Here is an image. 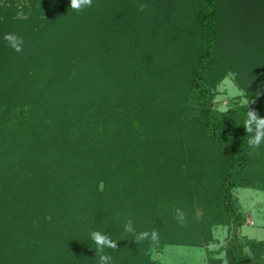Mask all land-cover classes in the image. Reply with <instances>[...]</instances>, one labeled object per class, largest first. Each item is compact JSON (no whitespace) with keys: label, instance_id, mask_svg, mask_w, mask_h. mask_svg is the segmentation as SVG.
Listing matches in <instances>:
<instances>
[{"label":"rangeland","instance_id":"rangeland-1","mask_svg":"<svg viewBox=\"0 0 264 264\" xmlns=\"http://www.w3.org/2000/svg\"><path fill=\"white\" fill-rule=\"evenodd\" d=\"M140 3L147 5L141 12L145 14L143 17L146 23L140 48H147L146 62L148 59L149 61L147 65L145 62L144 70L138 72L141 87L137 86L136 93H139L135 100L142 106L146 103L159 106L161 104L165 108L167 101L173 105L176 103L175 97L179 92L182 93V98L188 93L198 56L205 49L204 43L199 40L198 29L203 0H139V3L137 0H112L111 5L107 2L103 8L107 14L103 18L104 24L114 32L118 45L122 39L125 42L123 48L117 50L118 61L112 64L118 74L126 73L128 67L131 69L130 63L127 64L128 36L132 29V11L137 13ZM62 6L64 0H0V227L6 229L7 223H11L12 229L0 233V264H101L100 255L119 258L136 254L132 248L139 249L137 255L141 254L140 250L145 254L148 251L127 242L137 239L140 228L145 225L140 210L128 212L127 215L123 211V214L120 212V217L112 216L113 219L105 217L104 229L98 230L94 226L97 223L99 227L101 215L95 212L97 208L104 207L105 200L101 199L103 197L100 195L93 198L95 191L88 187V183L94 181L98 184L106 174H99L100 166L92 169L93 164L83 162L85 156L91 153L84 149L83 143L77 145L74 142L77 135H71L77 132L70 131L73 127L63 123V116H60L61 120H54L61 115L59 111L67 110L68 102H72L69 99L75 93L85 91L82 97L88 101H96L102 96L107 98L108 95L113 101H119L124 99L126 89H129L127 94L131 90L129 85L123 88L121 84L116 93H111V86L115 82H112L111 78L112 65L107 64V56L102 57L100 54L105 47L97 43L92 57L82 56L84 47L92 48L91 41L87 42V35L90 34L88 31L84 33L85 22L74 25L76 18L65 17L74 15L70 3L65 2V9H62ZM215 7L218 46L209 78L222 81L213 90V101L215 108L229 112V123L233 124L228 127L248 141V138L255 134L254 126L252 133L246 132L243 126L245 119L231 111L247 104L249 92L264 83V0H216ZM63 10L66 12H62ZM188 14H191L189 19L186 18ZM138 26L136 25V28L139 31L142 24ZM6 33H15L23 38L22 52L17 53L8 46L3 38ZM139 64L141 65L140 62ZM129 73L123 78L125 83H129ZM141 89L143 93L138 91ZM52 90L55 91L51 92ZM44 101L47 102L46 106ZM37 104H41L39 108L46 113L54 110L51 113L53 117L44 120L45 116L36 115ZM34 105L32 112L30 110ZM190 107H193V110ZM195 107L196 95L192 93L188 105L191 113L189 116L182 118L176 112L172 117L165 118L166 114L163 112L160 118L156 119V110H151V106L148 111L144 108L146 114L144 116L143 112L144 118L139 121L143 127L141 129H144L141 139L155 146L159 154L167 155L168 152L165 151L168 148L176 149L175 147H182L184 151L171 157V162L164 157L155 161L149 159L158 161V169L163 171L162 178L154 182L153 187L156 185L155 188L160 189L164 176H167L164 177L168 179L166 182L172 181L173 185L172 190L167 189L171 196L167 202V207L172 212L170 220L155 222L154 219L150 223L146 221L156 229V238L148 237L149 240L153 239L148 244L151 250L148 255H152L157 264H207L205 249L171 243L203 244L201 232L208 235V230L213 232L215 240L209 248L218 252L219 257H225L222 249L227 243L230 231L224 224H218L222 221V207L217 195L218 182L226 170L230 153L222 145L205 139L201 128L193 124L200 113ZM21 109L25 112L23 118L19 116ZM113 114L114 123H128L127 120L124 122L117 109ZM25 118H28V126L47 123L49 137L57 136L59 141L60 135V140L65 141H59L56 146L52 145L55 146L57 159L62 160L66 167L61 174L64 182H57V185L75 188L77 183L78 186L80 182L84 184L87 193H84L81 199L86 200L83 204L84 210L73 211L76 216L64 217L60 214L47 224L46 218L42 216L46 215L45 212L39 210L35 216L34 212L31 213L29 208L33 205L29 204L30 200L25 197L27 189L21 186L27 187L31 183L40 182V179L48 174L50 167L46 166L43 159L34 157V149L27 154L22 153L23 147L26 149L27 146H32V131L36 132L35 130H27L21 137H11L13 129L9 132L4 126L21 121L23 123ZM165 123H175L173 126L168 125L170 130L174 131L173 134L168 133L170 130ZM70 136L73 137V146L69 143ZM13 154L20 156L21 163L16 162V166L9 168L6 158ZM210 157L215 158L219 164H213L208 160ZM78 162L84 163L86 168L81 170L80 164L76 165ZM67 164L70 166L67 167ZM13 168L12 174L6 176L5 170ZM18 168L27 169L26 177L17 178ZM251 180L264 182V143L256 149L250 147L248 165L241 181L245 184ZM183 184L187 188L184 189ZM11 187L15 192L10 196L4 189ZM133 188L132 186L131 190ZM20 190L25 193L19 195ZM189 192L191 197H194L191 207L187 206ZM233 193L247 220L240 228V235L254 241L264 240V191L237 188ZM144 194H149V191ZM177 203L186 205L178 207L184 213L183 220L177 217ZM128 223L133 226L131 231L126 230L125 225ZM88 229L91 232H102L115 241L116 248H104L103 252L94 247L91 249V244L88 243ZM6 236L9 237L6 239ZM76 236H79L78 239ZM74 237L77 239L76 244L72 240ZM159 243L165 244L162 251L155 249ZM245 252L253 259L254 264H264V248L249 244ZM120 261L117 259L112 264H138L129 260ZM139 263L145 264L144 261ZM223 264L227 263L224 261Z\"/></svg>","mask_w":264,"mask_h":264},{"label":"trees","instance_id":"trees-1","mask_svg":"<svg viewBox=\"0 0 264 264\" xmlns=\"http://www.w3.org/2000/svg\"><path fill=\"white\" fill-rule=\"evenodd\" d=\"M66 1L70 3V0H64V6H62V9L67 7L65 6ZM107 2L111 5L112 0H93L92 6L90 8H87L80 13L72 11L74 15L69 14L65 17L76 18L77 21L74 25L85 22L84 33L86 31L89 32L90 35H87V42L91 41L90 47L92 48L84 47V53L82 56L86 57V55H88L92 57L96 44L101 43L102 46L105 47V50L100 54L102 57L107 56V64L112 65L118 61L117 50L123 48L125 42L122 39L118 45L117 42H115L114 32H111L108 26H105L104 24L103 18H105L107 14L104 13L103 8ZM134 3L135 1L132 2L133 5ZM137 3H139V0H137ZM215 3L216 0H203L202 9H200V14H202V16L199 20L198 29L200 30L199 40L204 43L205 49L198 56L197 66L193 70L192 83L189 87L188 93L182 98L180 97L182 93L179 94V92L178 96L175 97L176 103L174 105L171 102L169 104L167 101L165 103V108L162 107L161 104L159 106L155 104L147 105L146 103L144 106H142L141 103H138L137 100H135V96L137 93H139H136V89L138 88L137 86L141 87V79L140 77H137L139 76L138 72L144 70V66L148 64L149 59L146 62V54H148L146 53L148 52L147 48H140L145 36V28H143L146 23L143 17L145 14L141 13L140 11L135 13L133 10V15H131L132 29L128 36L130 43L128 41L129 53L127 60V64L130 63L131 69L128 67L126 73L122 72L123 74H118V71H116V68H114L112 65L111 78L112 82H115L111 86L113 88L110 89L111 93H116L121 84L123 88L129 85L131 88L130 93L127 94L129 89H126L124 99L119 101H113L110 95H108L107 98H102V96L97 98L96 101H88L82 97L85 91H81L79 94L75 93V95L69 99L72 102H68L67 110L65 111L64 109L63 111H59L58 113L61 115H58L59 118L56 117V119H54L61 120L60 116H63L65 119L63 123H67L70 128L73 127L70 131L77 132L76 134H70L71 136L77 135L79 138L78 139L76 137V141L74 142L77 145L83 143L82 145L84 149L91 153L85 156V161L83 162L86 164H93L91 167L92 169H97L100 166L99 174H106L102 180L98 182V184L94 183V181L88 183V187L95 191L93 198L100 195L103 197L101 199L105 200V205L104 203L102 204L104 207H102V209L97 208L95 212H99L98 214L101 215L99 227L97 226V223H95L96 225L94 226L97 227L98 230L101 228L104 229L105 217H107V219L112 218V216L120 217L123 214V211H125V215H127L128 212L131 213L134 210H140L139 213L142 214V220L145 225L140 228V232L137 234V237H140L142 233H147V236L144 237L143 240L135 239L133 241L127 240V242L134 244L138 248L147 249V253L145 254L142 250H140L141 254L137 255V250L139 249L132 248V251H135L136 254H133L131 257H129L130 255H125V257L119 258L111 257V260L107 262V264H112L114 261H117V259H120V262L129 260L133 261L134 263L137 262L138 264H140L139 262L143 261L145 264H157V260L154 259L152 255H148L151 252L148 244L153 240H149L148 237L152 238V234L156 231V229L153 227V225L146 223V221L150 223L154 221V219L155 222L156 220H170L169 217L172 215V212L167 207V205H169L167 202L171 196L169 195L167 189L172 190L173 185L171 183L172 181L166 182L168 179H165L164 177L167 176H164L162 180L164 182L160 184V189H157V187L155 188L156 185L153 187V183L157 182L158 180L160 181V178H162L163 171L158 169V161L153 162L149 159H153L155 161L160 157H164L168 162H171V157H174V155H179V153L182 154L183 150L182 147H175L176 149L173 150L168 148L167 151H165L168 152L167 155H162L161 153L159 154V151L155 146L150 144V142L148 144L145 139H141L144 134V129H141L143 127L139 121L141 122L146 114L144 108H146V111H148L151 106V110H156V119H159L161 113L163 112L166 114L165 118L169 116L172 117L173 113L176 112L182 118L189 116L191 113L189 112L188 105L192 93L196 95L197 107H195V109L200 112L195 121H193V124L198 125L201 128L205 139L222 145L224 149L230 153V159L228 161L227 167L224 165L226 170H224V174L220 177L218 182L217 195L218 201L222 207V221H219L220 223L218 222V224H224L227 226L230 233L227 243L222 249L225 252V257H219L218 252L208 250V264H223L224 261L227 264H254L253 259L245 252L246 246L249 244H256L258 247L264 248V240H250L245 236L242 237L239 233L240 228L246 224L247 220L237 203L238 199L234 195L233 191L237 188H254L264 191V182L262 183L259 181H252L254 179L252 177L251 181L245 182V184L242 183V174L248 165L250 146L248 145V141L246 139L239 137L228 127L229 125L233 124L229 123V112L220 111L219 109L215 108L213 101V90L216 89L217 85L222 81H215L209 78V75L213 69V64L215 62L218 46V38L216 35L217 23L215 19L217 10ZM70 11L71 10H68V12ZM62 12H66V10H63ZM76 14L79 16H75ZM190 16L191 14H188L186 18L189 19L191 18ZM141 24L143 30L139 27ZM136 25H139V31L137 30ZM87 50L89 51L88 54ZM85 63L87 67H89L86 61ZM180 66H182V64ZM127 73H129V80L127 79L129 83H125V80L123 79ZM133 90H135V92ZM53 91L55 90H52L51 92ZM73 91L74 90H72V92ZM138 91L143 93L142 89ZM257 92L261 93V95L258 97L256 95ZM252 101L255 102L253 103ZM44 103L45 105H43L46 106L47 102L44 101ZM36 106V115L45 116L44 120L53 117L51 113H53L54 110H52L51 107L50 112L48 111L46 113L45 110L39 108L41 104H37ZM34 107L35 105L30 111L33 112ZM190 108L193 110V107ZM115 109H117L119 114H121V116L124 118V122L127 120L128 123H114L113 113L115 112ZM23 110L24 109H21L19 112V116H21V118H23L22 115L25 113ZM251 110H255L259 117L264 118V83L256 86L252 91L249 92L247 104L236 107L233 111H231V113H238L241 115L242 119H246V113ZM143 112L144 116H142ZM23 121V123L21 121V123H9L10 125L5 124L4 126L9 132L13 129V133H10L12 134L11 137H21L20 135H24L27 130H35L36 132L32 131L34 134L32 146L29 145L26 147V149L23 147L22 153L27 154V152L29 153L30 150L34 149V157L43 159L46 166L50 167H48L50 170L48 171V174L45 176V178L40 179V182L31 183L29 186L27 185V187L26 185H22L21 188L25 187L27 190L25 191L26 193L20 190L21 193L19 192V195L25 193V197H28V200H30L29 204L33 205L29 209H31V213L34 212V216L39 210H42L46 213V215L42 216L46 218L45 223L47 224H49L52 219L60 216V214L64 215V217L67 215L76 216V213H72L73 211L81 209L84 210L83 204L86 200H81L83 198V194L86 193L84 184L80 182L78 186L77 183L75 188H73L74 186L63 187L62 185H57L58 183L64 182L62 181L61 174L64 173L63 168L65 165H63L64 163L62 160L60 161L57 159V156L54 152V147L56 146V143H60L59 141H61V143L65 141L60 140V135L58 136L59 141L57 140V136L50 138L47 132L49 127L47 123H37V125H34V127L31 124L28 126V118H25ZM165 124V126L168 127L167 129L170 130L168 125L173 126L175 123ZM168 133L173 134L174 131L170 130ZM71 136L69 137V143L71 146H73L74 142L71 140L73 138H71ZM28 141L29 140H27V142ZM96 152L99 156L94 155ZM6 159L8 160L7 167L9 168L16 166V162L19 163L21 161L20 156H15L14 154L10 155ZM208 160H210L215 165L219 164V162L213 157H210ZM84 163L78 162L76 165L79 166L78 164H80L79 168L84 170L86 168ZM66 166L69 167L70 165L67 164ZM165 166H167L166 163ZM130 167H132L131 172ZM5 171L6 176L11 175V171H14V168L6 169ZM18 171V179L26 177L27 169L18 168ZM88 173H90V171ZM52 178L56 179L53 180ZM47 179H49L50 182L44 181ZM132 186L135 189L133 188L131 190ZM182 186L184 189L187 188L185 184ZM4 190L8 191L10 196L15 192L13 187ZM147 191H149V194H144ZM59 192H61V194H59ZM176 195L178 196V194ZM188 195H190V203L187 202V206L191 207L194 197H191V192H189ZM179 206L184 207L186 205L185 203L181 205H178L177 203V209ZM38 217L40 216L38 215ZM89 224V226L92 225L90 222ZM132 227L133 226L131 225V228ZM0 229V233L12 230L11 223H7L6 229L1 227ZM88 230L91 233V230ZM201 235L204 245L195 244L196 242H175L171 244L208 247L210 243L215 241L213 232L211 230H208V235H206V233L204 234L203 231L201 232ZM8 237L9 236H6L5 238L7 239ZM78 237L79 236H76L77 239ZM77 239H75V237L72 239L74 240V244H76ZM88 243L91 244V249H93V247L96 248V245H94L95 243L90 237L88 238ZM164 247L165 244L161 245L159 243L157 246H155V249L161 251ZM92 253L90 255H92Z\"/></svg>","mask_w":264,"mask_h":264},{"label":"clouds","instance_id":"clouds-1","mask_svg":"<svg viewBox=\"0 0 264 264\" xmlns=\"http://www.w3.org/2000/svg\"><path fill=\"white\" fill-rule=\"evenodd\" d=\"M92 3L93 0H70V8L75 12L80 13L85 9L90 8L92 6ZM146 7V4L140 3L138 5V11L143 12ZM3 38L7 42L8 46L15 52L20 53L23 51L24 40L22 37L18 36L15 33H6ZM256 95L258 97L259 95H261V93L257 92ZM252 102L254 103L255 101ZM243 126L248 133L253 132V126L255 128L254 136L248 138V145L251 148L256 149L262 143H264V118L259 117L255 110H251L246 113V119ZM176 214L180 220L184 219V213L181 210L177 209ZM126 230H132L130 224L126 225ZM146 236L147 233H142L141 236L137 239L143 240ZM152 237L153 239L156 238L155 232H153ZM90 238L95 243L96 248L100 252H103L104 248L115 249L117 246L115 241L109 239L100 231H92L90 233ZM99 259L101 261V264H107V262L111 260V257L109 255H100Z\"/></svg>","mask_w":264,"mask_h":264},{"label":"crops","instance_id":"crops-1","mask_svg":"<svg viewBox=\"0 0 264 264\" xmlns=\"http://www.w3.org/2000/svg\"><path fill=\"white\" fill-rule=\"evenodd\" d=\"M243 236V235H242ZM211 244V243H210ZM210 244L208 245V247H200V248H203V249H205V251H206V255H207V264H208V250H211L210 248H209V246H210ZM180 246H184V245H180ZM190 247H194V246H190ZM209 248V249H208ZM163 250V249H162ZM161 250V251H162ZM222 257V256H221Z\"/></svg>","mask_w":264,"mask_h":264}]
</instances>
